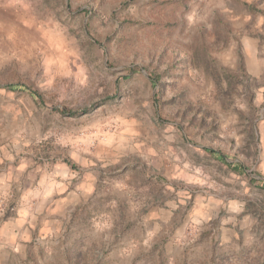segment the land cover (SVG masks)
Returning <instances> with one entry per match:
<instances>
[{"label":"rangeland","instance_id":"374dc122","mask_svg":"<svg viewBox=\"0 0 264 264\" xmlns=\"http://www.w3.org/2000/svg\"><path fill=\"white\" fill-rule=\"evenodd\" d=\"M0 147L76 173L0 264H264V0H0Z\"/></svg>","mask_w":264,"mask_h":264},{"label":"crops","instance_id":"0c3cea01","mask_svg":"<svg viewBox=\"0 0 264 264\" xmlns=\"http://www.w3.org/2000/svg\"><path fill=\"white\" fill-rule=\"evenodd\" d=\"M17 153L10 147H0V194L9 203L14 200L16 225H23L24 218L29 217L33 222L40 216L48 219L56 206L64 208L76 200V173L69 166L43 167L37 162L27 163Z\"/></svg>","mask_w":264,"mask_h":264},{"label":"trees","instance_id":"16d2710c","mask_svg":"<svg viewBox=\"0 0 264 264\" xmlns=\"http://www.w3.org/2000/svg\"><path fill=\"white\" fill-rule=\"evenodd\" d=\"M97 45H101L100 41H96ZM132 74L134 73V71H131ZM131 78V75L126 76L125 78H123L124 80H128ZM8 89L10 90H15V91H24L26 89L25 86H20V85H16V86H8ZM33 97L41 99V94L38 91H34L32 92ZM99 107L101 106H97V105H93L91 107H87L78 111H62V113L66 116L69 117H81L84 115H87L89 113H91L94 110H97ZM205 152H207L208 154H210L211 156H213L216 160H218L219 162L226 164L229 168H231V170H233V172L239 174V175H244L247 173V169L244 166L243 163L241 162H229L230 157L227 154H224L221 151H215L212 149H204ZM252 182H261V186H262V190H264V179L260 178V179H251Z\"/></svg>","mask_w":264,"mask_h":264},{"label":"built area","instance_id":"2783aa9c","mask_svg":"<svg viewBox=\"0 0 264 264\" xmlns=\"http://www.w3.org/2000/svg\"><path fill=\"white\" fill-rule=\"evenodd\" d=\"M12 210H13V208H12Z\"/></svg>","mask_w":264,"mask_h":264}]
</instances>
